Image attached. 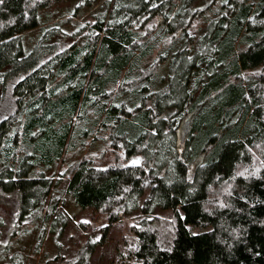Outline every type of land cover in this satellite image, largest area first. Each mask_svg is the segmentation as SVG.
Masks as SVG:
<instances>
[{
    "label": "trees",
    "instance_id": "trees-1",
    "mask_svg": "<svg viewBox=\"0 0 264 264\" xmlns=\"http://www.w3.org/2000/svg\"><path fill=\"white\" fill-rule=\"evenodd\" d=\"M58 1L0 0L11 238L35 227L38 254L61 235L66 194L109 224L134 215L116 264H264V0H105L82 34L51 22L24 50ZM9 238L0 259L13 264Z\"/></svg>",
    "mask_w": 264,
    "mask_h": 264
},
{
    "label": "rangeland",
    "instance_id": "rangeland-1",
    "mask_svg": "<svg viewBox=\"0 0 264 264\" xmlns=\"http://www.w3.org/2000/svg\"><path fill=\"white\" fill-rule=\"evenodd\" d=\"M116 1L113 0L112 3ZM203 4L206 0H199ZM105 3V0L99 1L94 7H78L77 0L58 1L50 6L42 7L37 12V26L27 30L23 34V48L30 50L41 35V28L51 22L59 24L60 28L73 34H82L81 26L86 22H92L93 13H100L99 7ZM0 117L2 115L0 114ZM138 161L134 158V161ZM59 166H56L58 168ZM57 175L55 174V177ZM54 177V178H55ZM63 202L59 204V212L65 217V225L63 226L61 235L57 237L55 232H47L45 240L42 244L40 252L36 254L34 244L37 229L34 227L29 235L25 237L11 238L10 231L14 227L16 220V198L15 196L2 194L0 195V218L3 224L0 227V242H6L10 236L13 239L12 252L18 250V254L12 253L13 264H78L73 263V258L78 252L81 244L91 238L98 244L94 248V252L90 257L88 264H116L115 247H122V242L129 238L128 227L131 225L134 215L117 220L113 224H109L106 220L99 217L91 208H80L76 205L70 196L64 194ZM164 213V212H163ZM80 222L88 223L92 230L83 229ZM194 231H197L194 229ZM9 238V240H10ZM61 245L60 255H58L55 241ZM100 241V242H99ZM11 252L2 259L0 264H9L8 260ZM18 259L20 263H16ZM69 260V261H68ZM68 261V263H64ZM119 264V263H118Z\"/></svg>",
    "mask_w": 264,
    "mask_h": 264
}]
</instances>
